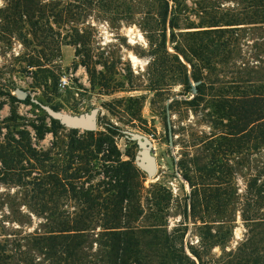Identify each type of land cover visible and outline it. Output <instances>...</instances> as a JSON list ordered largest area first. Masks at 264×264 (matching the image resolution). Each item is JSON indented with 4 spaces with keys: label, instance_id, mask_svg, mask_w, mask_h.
Masks as SVG:
<instances>
[{
    "label": "rangeland",
    "instance_id": "1",
    "mask_svg": "<svg viewBox=\"0 0 264 264\" xmlns=\"http://www.w3.org/2000/svg\"><path fill=\"white\" fill-rule=\"evenodd\" d=\"M248 1L39 0L52 6L42 17L34 12L30 19L17 12L15 0H0V146L12 139L22 143L26 135L31 148L52 157L41 163L44 168L51 163L59 167L67 160L72 129L59 121V127H52L51 117L30 98L71 114L98 108L97 131L119 128L115 142L123 160L132 157L135 163L139 148L122 129L139 131L153 142L158 172L154 178L142 172L146 190L139 227L154 224L159 239L162 234L176 237L196 264L190 250L200 254L203 264H264V147L247 153L235 146L228 154H216L223 166L219 175L197 169L212 155L204 154L203 141L227 132L211 109L213 96H238L251 86L248 81L264 79V23L226 25L241 22ZM166 2L168 17L163 21ZM30 20L39 21L38 29ZM105 21L111 36L107 43L96 26ZM133 25L146 47L139 37L132 44L123 34ZM220 28H239L227 57L211 56L210 36L204 34ZM196 32L203 34L193 38L190 34ZM202 38L207 49L191 54L192 39ZM175 56L186 67L189 85L181 84ZM61 78L68 79L67 86L60 85ZM18 88L28 98H19ZM36 127L45 132L41 139ZM76 130L78 135L85 132ZM27 157L22 162L26 170L11 175L2 172L0 160V264L1 248L7 257L3 264H53L36 238L47 234L53 219H63L58 214L71 219L76 212L69 193L39 195L36 169L42 158ZM158 185L167 197L162 213L153 203L152 186ZM100 231L92 230L88 246L75 253L81 264H103L96 242ZM158 240L146 249L149 264H164Z\"/></svg>",
    "mask_w": 264,
    "mask_h": 264
},
{
    "label": "trees",
    "instance_id": "2",
    "mask_svg": "<svg viewBox=\"0 0 264 264\" xmlns=\"http://www.w3.org/2000/svg\"><path fill=\"white\" fill-rule=\"evenodd\" d=\"M172 1L175 4L177 0ZM15 2L17 12L28 15L30 19L34 12L42 17V14L52 6L51 4L41 5L39 0H15ZM258 3L251 0L249 9H244L245 14H240L243 15V18L239 17L241 22L226 25L264 23V20L258 22L252 20L254 16L264 18V0H258ZM168 7L166 2L162 15L163 21L168 17ZM56 15L58 13H55ZM30 21L38 29L39 21ZM170 21L172 22V19ZM171 27L174 28L176 25L172 24ZM237 29L239 28H220L204 32L210 36L209 45L213 47L210 55L224 53L227 57L230 54L228 46L237 40L234 36ZM201 34L203 33L196 32L190 35L196 38ZM74 37H77V43L82 42V36L78 32ZM202 40L203 38L192 39L194 45H191V54L202 55V52L207 49V44ZM182 55L194 67L189 56L185 52H182ZM174 59L178 63L179 76H182L181 84L189 85L185 65L177 56ZM252 82L248 81L251 86L241 95L213 96L211 109L214 111L215 118L221 119L220 124L226 128L227 132L212 135L203 141L204 154L212 155L204 164L197 166L199 173L209 175L216 172L219 175L223 166L216 158V154L219 156L228 154L227 152L233 151L235 146L247 153L264 147V79L257 80L254 84ZM36 107L42 111L41 108ZM52 108L58 110L55 107ZM224 120L227 122L226 125H223ZM49 121L52 127H59L60 123L57 120L49 118ZM35 129L37 137L41 139L45 132L38 127ZM105 130L85 131L78 135V130L72 129L65 154L66 162L59 167L51 163L50 168L47 169L41 163L48 160L50 162L52 157L48 153H37L31 148L30 140L26 135L22 137V143L12 139L11 142L0 146L2 172L5 175L25 171L26 167L22 162L28 159V155L33 158L40 156L42 161L37 162L39 167L36 170L39 171V177L36 178L38 181L35 183V190L39 195L47 194L50 198L51 195L69 193L76 201V212L71 219L61 213L58 214V217L63 219L60 221L53 219V226L46 231L47 234L36 238L35 243L45 251L44 254L48 255L53 264H81L80 258L75 253L88 246L89 234L97 228L101 230L96 242L103 264H149L146 249L150 251L156 239H159V228L154 224L142 228L138 226L143 214L141 201L142 194L146 190L145 176L136 167L132 157L128 160L122 159L115 142V137L120 134L119 128L111 125L105 127ZM106 151L110 154H99ZM98 176L99 181L94 184L92 181ZM152 187L156 212L162 213L161 211L165 209L163 205H166L163 202L167 200L163 194L165 189L159 185ZM258 190L262 191V188ZM42 209L46 211L48 208L44 206ZM155 217L158 218V215ZM177 241L178 239L174 236L161 235L157 243L161 244L165 251L163 263L196 264L182 244ZM190 251L198 259L199 264H203L200 254ZM6 260L7 257L2 253L1 248V264Z\"/></svg>",
    "mask_w": 264,
    "mask_h": 264
},
{
    "label": "water",
    "instance_id": "3",
    "mask_svg": "<svg viewBox=\"0 0 264 264\" xmlns=\"http://www.w3.org/2000/svg\"><path fill=\"white\" fill-rule=\"evenodd\" d=\"M15 92L21 99L28 98V94L22 89L18 88ZM30 100L44 110L49 117L59 121L62 125L68 128L83 131L98 130V108H93L89 112L71 114L61 110H55L50 106L40 103L34 98H30ZM121 133L127 140L134 141L139 148L137 155L135 156L136 167L149 178H154L158 172V163L157 158L153 153L152 140L147 135L132 129H122Z\"/></svg>",
    "mask_w": 264,
    "mask_h": 264
},
{
    "label": "clouds",
    "instance_id": "4",
    "mask_svg": "<svg viewBox=\"0 0 264 264\" xmlns=\"http://www.w3.org/2000/svg\"><path fill=\"white\" fill-rule=\"evenodd\" d=\"M98 27V35L99 37H103V42L107 43L110 39V33H109V25L107 23V21L100 23L98 25H96ZM123 34H125L126 36H128L129 38V43L135 44L137 42L136 38L139 37L141 42L144 43V46H147V42L144 41L143 36L140 35L137 27L135 25L130 26V27H126L123 30ZM241 231L242 229L238 228L236 229V237L239 239L241 238ZM213 251H217V249H213Z\"/></svg>",
    "mask_w": 264,
    "mask_h": 264
},
{
    "label": "built area",
    "instance_id": "5",
    "mask_svg": "<svg viewBox=\"0 0 264 264\" xmlns=\"http://www.w3.org/2000/svg\"><path fill=\"white\" fill-rule=\"evenodd\" d=\"M68 79L67 78H61V80H60V85L62 86V87H65V86H67L68 85Z\"/></svg>",
    "mask_w": 264,
    "mask_h": 264
}]
</instances>
